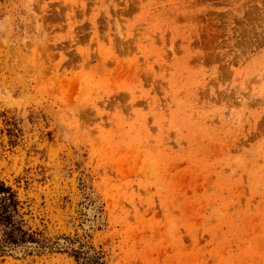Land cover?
<instances>
[{
    "label": "rangeland",
    "instance_id": "374dc122",
    "mask_svg": "<svg viewBox=\"0 0 264 264\" xmlns=\"http://www.w3.org/2000/svg\"><path fill=\"white\" fill-rule=\"evenodd\" d=\"M0 178V264H264V0H0Z\"/></svg>",
    "mask_w": 264,
    "mask_h": 264
},
{
    "label": "trees",
    "instance_id": "16d2710c",
    "mask_svg": "<svg viewBox=\"0 0 264 264\" xmlns=\"http://www.w3.org/2000/svg\"><path fill=\"white\" fill-rule=\"evenodd\" d=\"M67 240L62 249L73 257L74 264H108L91 245L77 238ZM51 248L26 225L15 190L0 178V256L20 257Z\"/></svg>",
    "mask_w": 264,
    "mask_h": 264
}]
</instances>
